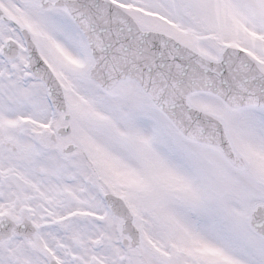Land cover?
I'll return each instance as SVG.
<instances>
[{"label":"snow or ice","instance_id":"obj_1","mask_svg":"<svg viewBox=\"0 0 264 264\" xmlns=\"http://www.w3.org/2000/svg\"><path fill=\"white\" fill-rule=\"evenodd\" d=\"M0 264H264V0H0Z\"/></svg>","mask_w":264,"mask_h":264}]
</instances>
